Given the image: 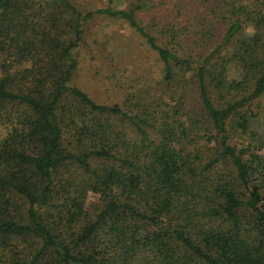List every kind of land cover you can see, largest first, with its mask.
<instances>
[{
	"label": "trees",
	"instance_id": "1",
	"mask_svg": "<svg viewBox=\"0 0 264 264\" xmlns=\"http://www.w3.org/2000/svg\"><path fill=\"white\" fill-rule=\"evenodd\" d=\"M193 2L0 0V264H264V0ZM96 15L160 66L110 105L72 83Z\"/></svg>",
	"mask_w": 264,
	"mask_h": 264
},
{
	"label": "rangeland",
	"instance_id": "2",
	"mask_svg": "<svg viewBox=\"0 0 264 264\" xmlns=\"http://www.w3.org/2000/svg\"><path fill=\"white\" fill-rule=\"evenodd\" d=\"M137 1L71 0L83 13L109 5L118 10L129 9L130 5ZM175 1L156 0L155 11L144 10L138 14V18L144 20L159 12L162 18H166L170 15L167 13L168 7ZM161 2H166L167 5L162 7ZM192 5L200 7L199 2L194 1ZM76 54L78 65L72 83L94 102L103 105L121 102L127 94L134 91V80H143L146 76L156 79L160 67L155 62V54L147 49L139 36L125 22L102 15H96L85 23ZM230 76H233L231 72ZM256 102L259 112L257 129L264 133V98ZM4 135L5 131L0 128V139ZM262 153L264 154V148ZM93 199L94 197H89L88 201Z\"/></svg>",
	"mask_w": 264,
	"mask_h": 264
}]
</instances>
